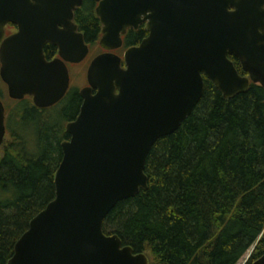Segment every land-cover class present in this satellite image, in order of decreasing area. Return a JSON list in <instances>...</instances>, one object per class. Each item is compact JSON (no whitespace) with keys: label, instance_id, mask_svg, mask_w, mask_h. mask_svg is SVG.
Segmentation results:
<instances>
[{"label":"water","instance_id":"1","mask_svg":"<svg viewBox=\"0 0 264 264\" xmlns=\"http://www.w3.org/2000/svg\"><path fill=\"white\" fill-rule=\"evenodd\" d=\"M95 1L103 49L118 48L120 33L141 15L149 34L124 52V67L111 52L90 61L79 112L60 144L54 198L30 220L7 264H148L145 253L103 232L105 216L118 201L147 188L151 147L191 114L204 77L225 98L250 83L264 88V0ZM81 3L0 0V79L9 98L30 96L36 107L47 108L64 97L65 62L88 54L72 21ZM7 23L18 30L3 39ZM46 42L58 47L60 58L45 60ZM229 55L246 74L238 73ZM4 120L0 100V145ZM251 264H264V253Z\"/></svg>","mask_w":264,"mask_h":264},{"label":"trees","instance_id":"2","mask_svg":"<svg viewBox=\"0 0 264 264\" xmlns=\"http://www.w3.org/2000/svg\"><path fill=\"white\" fill-rule=\"evenodd\" d=\"M83 1L76 20L92 42L98 23ZM3 105L0 264H7L30 220L54 198L64 126L80 97L72 90L46 109L29 96ZM144 173L147 188L115 204L105 234L145 253L148 264H236L252 246L245 264L257 260L264 253V88L250 83L225 98L204 77L198 103L176 131L155 141Z\"/></svg>","mask_w":264,"mask_h":264},{"label":"flooded vegetation","instance_id":"3","mask_svg":"<svg viewBox=\"0 0 264 264\" xmlns=\"http://www.w3.org/2000/svg\"><path fill=\"white\" fill-rule=\"evenodd\" d=\"M83 2L84 1L82 0L81 5L76 7L73 10L72 21L76 25V31L80 32L83 35V40L88 46V54L86 55V57L82 61H80L78 63L65 62L66 66H67V69L69 68V71H68V73H69V87H68L64 97L59 102H57L56 104L62 102L64 100V98H66V96L72 90H75L77 92V94L79 95V97H80V94H79L80 89L87 85V81H86V85L82 86L81 88H77V87H72L71 86L70 67L79 66L80 64L85 63L86 61H88L87 67H86V71H87V68H88V65H89L90 61L96 55L101 54L103 52H111V53H114V54L118 55L121 58V64L120 65L122 67H124V60H123L124 52L127 49L131 48V47L138 46L142 42V40L145 39L148 36V34H149V32L147 30L148 20L147 19L143 20L144 16L141 15L140 16L141 20L137 22L136 26H128V27L125 28L124 32L120 33L121 45L118 48H114V49H111V50H105L99 44V40H100V38L102 36L103 24L101 23L99 17L97 16V14L95 12L96 6L98 5V1L90 0V5H91L92 12L94 14V17L97 20V23H98V32L93 37L92 42H90V41L85 39L84 32L81 30V28H80V26H79V24H78V22L76 20V14L81 9V6L83 5ZM81 14H82V12L79 15H81ZM59 27L62 28L61 26H59ZM17 30H18V27L15 24H12V23L5 24L4 28H3V32H4L3 39L8 37V36H10V35H12V34H14L15 32H17ZM48 49H49V51H48ZM58 50L59 49H58V47L56 45H54L52 43H49V42H46L44 44V46H43V54H44L45 60L51 61L53 59L60 58ZM86 71H85V79H86ZM1 82H2V80H1ZM4 86H5V84H4ZM92 92L94 93L95 90H93ZM31 100H32V97H31ZM32 103H33V101H32ZM56 104H54V105H56ZM80 104H81V97H80ZM54 105H52V106H54ZM52 106H50V107H52ZM50 107H47V108H50ZM79 108H80V105H79ZM40 109H46V108H40ZM78 112H79V109H78ZM77 114H76V116H77ZM75 117L73 119H71L70 121L74 120ZM70 121H68V122H70ZM68 122H66V124ZM66 124H65V126H66ZM65 126H64V130H65ZM5 135H6V132H5ZM68 139H69V136L67 137V139H64V140H68Z\"/></svg>","mask_w":264,"mask_h":264},{"label":"rangeland","instance_id":"4","mask_svg":"<svg viewBox=\"0 0 264 264\" xmlns=\"http://www.w3.org/2000/svg\"><path fill=\"white\" fill-rule=\"evenodd\" d=\"M87 63L88 61H86L85 63L80 64L79 66H74V67H70V74H71V86L72 87H77V88H81L82 86L86 85V79H85V71H86V67H87ZM69 71V68H68ZM2 83V82H1ZM2 102L7 103V101H9V97L7 95V90L6 87L4 86V84L2 83ZM1 155V152H0ZM4 195L2 193H0V198H3ZM264 233V230H263ZM254 246H252L240 259L236 264H245L246 261L249 258V255L252 251Z\"/></svg>","mask_w":264,"mask_h":264}]
</instances>
